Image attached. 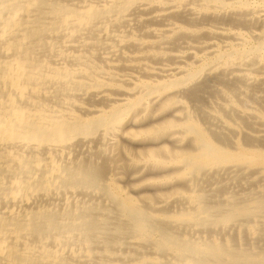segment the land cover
Segmentation results:
<instances>
[{
	"label": "bare ground",
	"instance_id": "obj_1",
	"mask_svg": "<svg viewBox=\"0 0 264 264\" xmlns=\"http://www.w3.org/2000/svg\"><path fill=\"white\" fill-rule=\"evenodd\" d=\"M0 264H264V0H0Z\"/></svg>",
	"mask_w": 264,
	"mask_h": 264
},
{
	"label": "rangeland",
	"instance_id": "obj_2",
	"mask_svg": "<svg viewBox=\"0 0 264 264\" xmlns=\"http://www.w3.org/2000/svg\"><path fill=\"white\" fill-rule=\"evenodd\" d=\"M125 145V144H124ZM127 146V145H126ZM131 151H132V153H131ZM125 150L124 149H122L119 153H121V154H117V159H119L118 160V165L120 164V163H122V165L120 164V169H118V171H117V173H119V171H120V173L119 174H117L116 175V177H115V179H114V176H110L108 179H107V181L109 182V184H111V186H113V187H115L116 185H118L119 186V188H118V186H116L115 188L117 189V191L119 192V193H121L123 196H126V195H130V196H134L135 198H138V199H141V198H144V194H145V192H146V190L148 189V188H150V186H147V185H142V186H138V184H137V182H134L135 180H136V178H135V180L134 179H132L131 178V176H133L134 175V172H135V170L136 169H138V166H134L135 164H134V161L135 162H137V161H139L140 160V158H142L141 156H139L137 153H136V151H134V150H130V152H129V154L127 155L128 156V158H130V159H132L133 161H132V163H130V159L128 160L129 162H126V163H129V164H127L128 165V167H127V165L125 164V165H123L124 163H123V161L122 160H124L122 157L125 155ZM127 152H128V150H127ZM120 156V157H119ZM126 156V155H125ZM126 156V157H127ZM136 157V158H135ZM120 158H122L121 160H120ZM126 159V158H125ZM132 164H133V166H132ZM126 166V168H124ZM126 169H128V170H131V171H129V173H128V170H126ZM134 169V170H133ZM132 170H133V172H132ZM126 171V172H125ZM147 172H148V170L146 169V172L144 171L143 173H146L147 174ZM130 175V176H127V175ZM137 175V174H136ZM144 175V174H143ZM122 181H124V182H122ZM151 185V184H150ZM157 185V184H156ZM154 186H155V184H154ZM146 187H148V188H146ZM120 191H119V190ZM122 189H123V191H122ZM140 189H142V190H140ZM143 189H146V190H143ZM137 193V194H136ZM137 196H136V195Z\"/></svg>",
	"mask_w": 264,
	"mask_h": 264
}]
</instances>
